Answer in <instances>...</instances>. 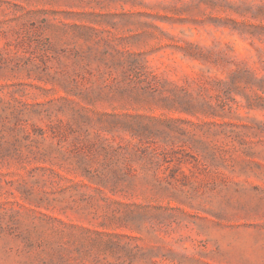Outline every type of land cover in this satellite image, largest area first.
<instances>
[{
    "label": "rangeland",
    "instance_id": "374dc122",
    "mask_svg": "<svg viewBox=\"0 0 264 264\" xmlns=\"http://www.w3.org/2000/svg\"><path fill=\"white\" fill-rule=\"evenodd\" d=\"M0 264H264V0H0Z\"/></svg>",
    "mask_w": 264,
    "mask_h": 264
}]
</instances>
